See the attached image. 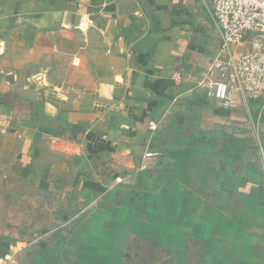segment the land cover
I'll return each instance as SVG.
<instances>
[{
	"label": "crops",
	"instance_id": "obj_1",
	"mask_svg": "<svg viewBox=\"0 0 264 264\" xmlns=\"http://www.w3.org/2000/svg\"><path fill=\"white\" fill-rule=\"evenodd\" d=\"M220 42L199 0H0V140L59 155L75 199L0 264H122L133 231L167 264H264V103L196 87Z\"/></svg>",
	"mask_w": 264,
	"mask_h": 264
},
{
	"label": "rangeland",
	"instance_id": "obj_2",
	"mask_svg": "<svg viewBox=\"0 0 264 264\" xmlns=\"http://www.w3.org/2000/svg\"><path fill=\"white\" fill-rule=\"evenodd\" d=\"M0 141L1 251V248L10 242H16L22 247L40 235L51 232L58 224L73 221L75 214L72 209L75 199L68 195V190L58 191L54 188L55 178L72 177L67 165H63L66 161H60L59 155L38 158L28 171L22 169L17 162L16 152L12 150L13 143L4 138ZM59 162L63 163L59 165ZM123 178L115 184H124L127 178ZM66 229L69 230L68 227ZM133 234L128 238L122 264L170 262L171 257L167 250L159 248L152 236H140L135 234V231ZM195 263L196 259L193 264Z\"/></svg>",
	"mask_w": 264,
	"mask_h": 264
},
{
	"label": "built area",
	"instance_id": "obj_3",
	"mask_svg": "<svg viewBox=\"0 0 264 264\" xmlns=\"http://www.w3.org/2000/svg\"><path fill=\"white\" fill-rule=\"evenodd\" d=\"M199 1L219 29L221 42L196 87L224 109L264 103V0Z\"/></svg>",
	"mask_w": 264,
	"mask_h": 264
}]
</instances>
